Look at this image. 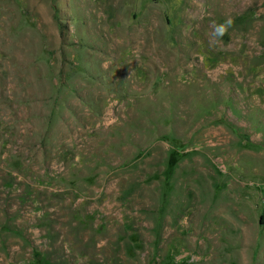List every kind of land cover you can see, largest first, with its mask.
I'll list each match as a JSON object with an SVG mask.
<instances>
[{"label":"rangeland","instance_id":"rangeland-1","mask_svg":"<svg viewBox=\"0 0 264 264\" xmlns=\"http://www.w3.org/2000/svg\"><path fill=\"white\" fill-rule=\"evenodd\" d=\"M226 18L234 25L213 38L212 24ZM0 129V176L15 173L4 161L28 153L29 133L53 151L74 142L94 167L134 160L150 143L112 174L52 158L48 185L88 193L106 231L71 230L54 203L60 235L44 242L29 227L38 211L0 186V221L20 208L11 224L50 257L264 264V0H0ZM80 172L88 178L75 182ZM145 172L152 180L122 204V190ZM124 219L139 239L133 251L117 236ZM68 232L78 236L63 251ZM31 259L19 236L0 233V264Z\"/></svg>","mask_w":264,"mask_h":264},{"label":"trees","instance_id":"trees-1","mask_svg":"<svg viewBox=\"0 0 264 264\" xmlns=\"http://www.w3.org/2000/svg\"><path fill=\"white\" fill-rule=\"evenodd\" d=\"M232 127V126H231ZM246 140L250 141L247 134H242ZM27 149L28 153H14L10 157H8L4 161L5 164H14L13 170L15 173H6L5 175L0 176V186L9 191H17L16 201L22 207L26 204L31 207V212H37L38 214H34L33 218L29 221V227L37 229L40 234V239H43L44 242H52L54 239H58L60 232L55 229V219L51 216V211L48 210L51 207H54L53 204H63V208L66 209L65 221L63 222L66 226H70L71 230L84 233H98L99 230H108L107 227L102 226L104 224V218L106 217L100 211L96 209L87 208L88 193L80 194L78 189L75 187H68V190H59L57 191L52 185L53 181L56 180L57 176H54V170L51 169L52 158L58 157L63 158L65 160V167H72L73 170L81 171L83 167L88 168V170L97 168L103 171V166L107 171L112 174L117 170H121L124 167L133 165L136 158L140 156H144L148 149L150 148V143L148 142L144 146H138V152L133 156L134 160H126L122 158L118 162L112 161L110 158L108 161L98 162V167H95L86 163V155L82 153L79 147L76 146L74 142H63L62 144H58L59 148L53 150L48 149L45 143L44 137H38L36 140L32 134H27ZM160 137L167 138L166 134L160 135ZM6 144V140L4 139L3 130L0 129V147ZM43 147H41V146ZM37 146L35 148H31ZM134 146L137 147L136 143ZM39 152L41 155L39 156ZM15 157V158H14ZM39 157H41V161H39ZM132 158V157H131ZM97 175V173H96ZM143 176L142 179L138 181H133L129 184L128 187L122 190L120 195V199L122 204L128 205L126 202L128 198H135V193H138L140 189V185L143 183L142 181H150L152 180L154 174L146 173L141 174ZM60 177H58L59 179ZM64 181L68 180L71 182L72 179L64 176L62 177ZM84 178H88V174L81 173L75 178V182L77 180H82ZM100 178V177H98ZM55 179V180H54ZM102 179V178H101ZM48 180H52L51 182H47ZM141 182V183H140ZM71 185V184H69ZM50 186V187H49ZM77 186V183H75ZM81 198V200H77ZM131 205H135L132 201ZM141 208H139L140 210ZM137 209V211H139ZM141 210L145 211V214H148L151 210L150 208H142ZM20 208L16 211L9 214L6 210H4V221H0V233H11L20 237V239L25 242L29 248L32 256L31 261L28 264H70L65 259H54L50 257L47 251H42V249H38L37 246L34 245L32 240L24 233L23 228H20L16 225H12L11 222H15L16 219L21 216ZM96 219L100 220V224L96 223ZM29 220V218H28ZM130 223L127 220H123L120 225V234H117L119 238H124L127 236L128 241H130L131 247L130 250L137 249L138 246L137 237H131L134 233H129ZM98 230V231H97ZM119 231V232H120ZM77 233H66L65 234V247L63 251L73 248L72 242L77 238ZM153 243V241L148 242V245ZM147 244V243H146ZM118 264H121L118 262Z\"/></svg>","mask_w":264,"mask_h":264},{"label":"clouds","instance_id":"clouds-1","mask_svg":"<svg viewBox=\"0 0 264 264\" xmlns=\"http://www.w3.org/2000/svg\"><path fill=\"white\" fill-rule=\"evenodd\" d=\"M234 25V21L230 18H226L221 23L212 24L211 36L217 40L222 39L224 35L227 34L228 30Z\"/></svg>","mask_w":264,"mask_h":264}]
</instances>
